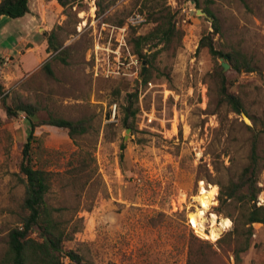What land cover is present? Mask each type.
I'll use <instances>...</instances> for the list:
<instances>
[{
  "label": "rangeland",
  "instance_id": "obj_1",
  "mask_svg": "<svg viewBox=\"0 0 264 264\" xmlns=\"http://www.w3.org/2000/svg\"><path fill=\"white\" fill-rule=\"evenodd\" d=\"M144 2L77 0L62 8L56 0H31L30 15L0 20L6 102L38 107L39 120L49 115L91 121L90 134L74 140L60 128L35 130L36 156L48 170L67 173L77 152H90L94 159V174L83 191L64 179L46 196L49 205L64 209L63 219L81 218L80 231L65 244L81 262L65 259L64 264H237L233 243L217 244L233 229L224 216L232 207L218 208L217 195L219 186L236 182L247 165L250 117L264 129V0H199L198 7L190 0H166L176 15L180 44L173 54L160 53L142 65L129 40L151 27L145 20L150 3L143 7ZM203 8L216 19L214 47L243 53L255 71L237 75L227 55L228 62L215 61L207 49L198 50L201 37L213 32ZM50 33L57 47L53 53L46 52ZM222 62L229 65L225 73ZM45 63L53 76L44 72ZM216 66L233 83L228 91L238 95L247 114L232 112L216 97V87L207 82ZM126 92L137 93L133 130L121 126ZM1 100L0 95V260L8 231L19 222L24 188L18 165L27 134L24 114L7 120ZM259 152L256 205L264 206V133ZM200 184L217 189L205 215L206 234L211 214L231 222L215 241L199 237L189 223V215L200 209ZM252 228L250 248L238 264H264V224ZM191 235L212 245L206 257L189 259Z\"/></svg>",
  "mask_w": 264,
  "mask_h": 264
},
{
  "label": "trees",
  "instance_id": "obj_2",
  "mask_svg": "<svg viewBox=\"0 0 264 264\" xmlns=\"http://www.w3.org/2000/svg\"><path fill=\"white\" fill-rule=\"evenodd\" d=\"M77 0H56L62 8L72 6ZM195 6H199V0H190ZM30 0H0V19H18L30 14ZM150 3L146 10V22L151 25L144 34L132 35L129 43L133 55L137 59L146 63L154 61L160 53H174L181 40V32L176 27V15L172 9L166 5V0H145ZM141 9V8H140ZM213 20L211 35H203L199 41L198 50L207 49L208 53L215 59L228 56L234 73H251L256 70V65L243 53H227L218 51L213 44L212 35L217 34L216 19L213 14L203 8ZM46 34L45 32L43 33ZM54 35L50 33L46 39L47 53L57 50L54 45ZM44 72L48 76H53L50 65L45 63ZM149 79L148 74L142 77V83ZM209 86L213 83L216 87V97L221 103L228 105L232 112L240 115L246 112L243 103L238 95L228 91L233 85L217 66L213 72L207 75ZM0 95L2 105L7 120L15 119L19 113L24 114L27 126L26 141L21 151V159L18 165V176L24 188L23 197L19 205L18 225L10 229L7 233V248L4 252L0 264H64L65 259L71 262L80 263L81 257L65 248V244L70 242L73 235L80 231L81 218L63 219L64 209L55 208L48 204L46 196L50 189L55 187V182H62L64 179L70 181L69 186L76 184V190L83 191L90 182L94 174V159L90 152L74 153L75 164L68 169L67 173L59 175L53 170H48L45 161L36 156V151L40 150V144L35 136V130L41 126H52L63 129L70 139L84 137L92 131L90 119L82 118L77 121H69L54 116H47L45 119H38V107L25 103L6 102L3 86L0 84ZM137 101L136 92H126L123 104L120 105L122 119L121 126L124 129H134V120L138 112L135 106ZM110 116V115H109ZM253 128L247 127L253 132L250 140V150L247 165L243 168L236 182H229L227 185H220L217 200L219 207L226 205L232 207L225 212L224 216L232 220L233 229L217 244L233 243L232 253L236 263L241 261V254L250 248V239L253 235L252 225L254 223L264 224V206H257L256 198L261 189L258 187V174L261 169L262 156L259 152V137L264 133V129L258 128L255 119ZM124 149V145H121ZM122 160V155H120ZM59 181H58V180ZM60 184V183H59ZM91 208H87V211ZM233 213H232V211ZM234 212H236L234 216ZM227 238V240H226ZM212 251V245L205 241L190 236L188 256L189 259H196L200 256H207ZM88 264V263H87Z\"/></svg>",
  "mask_w": 264,
  "mask_h": 264
},
{
  "label": "bare ground",
  "instance_id": "obj_3",
  "mask_svg": "<svg viewBox=\"0 0 264 264\" xmlns=\"http://www.w3.org/2000/svg\"><path fill=\"white\" fill-rule=\"evenodd\" d=\"M216 194H217V189L215 186H210L209 189L206 190L203 184H200L199 195L197 196V202L200 206V209L196 211V213L189 215V223L195 230V233L199 237H207L209 240L212 241L218 239L219 235L224 230H227L231 225L229 219L221 217V219L218 220L217 216L211 214L208 223L210 225L208 227V232L206 234L205 215L209 211L210 206L214 205V200H215L214 197Z\"/></svg>",
  "mask_w": 264,
  "mask_h": 264
},
{
  "label": "water",
  "instance_id": "obj_4",
  "mask_svg": "<svg viewBox=\"0 0 264 264\" xmlns=\"http://www.w3.org/2000/svg\"><path fill=\"white\" fill-rule=\"evenodd\" d=\"M198 13L204 14L203 12H200V11H198ZM222 60H225L226 62H228L229 58L227 56H224L222 58ZM144 64H145V61L142 62V65H144ZM221 66H222V72L223 73H225L229 69V65L227 63L222 62ZM144 72H145V67L142 68L140 75L142 76L144 74ZM242 116H243L244 121H247L246 116L244 114H242Z\"/></svg>",
  "mask_w": 264,
  "mask_h": 264
},
{
  "label": "crops",
  "instance_id": "obj_5",
  "mask_svg": "<svg viewBox=\"0 0 264 264\" xmlns=\"http://www.w3.org/2000/svg\"><path fill=\"white\" fill-rule=\"evenodd\" d=\"M30 2H31V0H30ZM29 7H30V3H29ZM30 10H31V7H30ZM27 15H30V14H27ZM7 19H9V18H7V17H1L0 20H7Z\"/></svg>",
  "mask_w": 264,
  "mask_h": 264
}]
</instances>
